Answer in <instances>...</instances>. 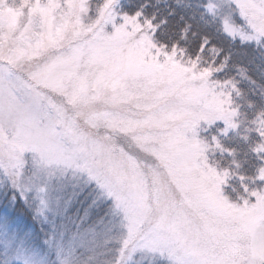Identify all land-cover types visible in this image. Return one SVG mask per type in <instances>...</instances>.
<instances>
[{
  "label": "rangeland",
  "instance_id": "1",
  "mask_svg": "<svg viewBox=\"0 0 264 264\" xmlns=\"http://www.w3.org/2000/svg\"><path fill=\"white\" fill-rule=\"evenodd\" d=\"M117 5L0 0V208L21 201L49 248L0 223L3 257L264 264V186L216 179L208 97ZM233 6L264 34V0Z\"/></svg>",
  "mask_w": 264,
  "mask_h": 264
},
{
  "label": "snow or ice",
  "instance_id": "2",
  "mask_svg": "<svg viewBox=\"0 0 264 264\" xmlns=\"http://www.w3.org/2000/svg\"><path fill=\"white\" fill-rule=\"evenodd\" d=\"M124 19L208 97L216 179L251 184L256 200L264 186V34L249 32L233 0H139Z\"/></svg>",
  "mask_w": 264,
  "mask_h": 264
},
{
  "label": "trees",
  "instance_id": "3",
  "mask_svg": "<svg viewBox=\"0 0 264 264\" xmlns=\"http://www.w3.org/2000/svg\"><path fill=\"white\" fill-rule=\"evenodd\" d=\"M138 2L139 0H117V7H122L124 13L131 12ZM0 223H5L9 227L10 233L22 243L24 250L47 252L49 249L44 245L48 234L41 232L38 222L27 212L21 201H18L12 213L0 208ZM14 258L12 257L13 260ZM0 264L18 263L6 262L0 247Z\"/></svg>",
  "mask_w": 264,
  "mask_h": 264
}]
</instances>
